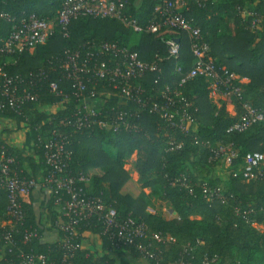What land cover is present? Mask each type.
Returning a JSON list of instances; mask_svg holds the SVG:
<instances>
[{"label":"trees","instance_id":"trees-1","mask_svg":"<svg viewBox=\"0 0 264 264\" xmlns=\"http://www.w3.org/2000/svg\"><path fill=\"white\" fill-rule=\"evenodd\" d=\"M63 1L0 0V67L12 79L9 90L15 96H27L15 107H10L6 96H0V118L11 119L20 129H27L33 142L31 151L6 140H0V147L5 156L13 158L11 172L35 181L28 201L21 199L19 219L7 212L6 194L0 187V264H24L28 258L34 259V264H140L137 260L144 253L139 247L153 252L158 258L156 264H176L179 259L200 264L203 258L213 257L216 262L208 264H264V180L243 179L241 175L247 153H264V121L242 132H227L241 116L243 104L264 109V21L252 28L251 18L240 12L243 8L264 12V0L183 2L182 16L200 29L219 73L234 74L231 84L241 88L240 97L218 99V105L211 101L206 77L197 75L180 84L175 62L166 58L165 40L177 37L182 47L179 63L185 72L192 66L194 57L187 35L178 29L135 33L115 18L83 15L69 23L66 36L54 27L46 42L32 50L2 51L12 29L13 21L9 19L31 13L54 19ZM156 3L130 0L123 15L145 26L155 15ZM105 42L126 46L136 51L142 62L156 66L137 79L142 89L137 93L140 103L127 101L113 89V83L91 71L101 63L117 62L110 52L100 50ZM72 54L78 55L77 66L88 67L79 73L85 85L81 92L70 76L71 68L66 66ZM240 78L247 82L241 83ZM51 84L56 85L55 91ZM166 87L168 92L162 93ZM102 91L111 95L102 97ZM96 98L101 103L93 106L95 114L77 123L81 103L90 104L88 101ZM227 103L233 105V114L226 109ZM55 104L60 108L47 113L46 107ZM154 105L165 107L172 117L164 118L163 111L154 110ZM182 116L191 120L185 131L171 126ZM102 121L110 125L123 122L113 131L100 127ZM55 141H61L69 153L60 175L74 178V187L84 198H98L105 207L113 208L117 222L133 218L143 223L145 236L131 243H117L112 236L117 228L106 231L97 215L78 220L75 235L58 227L56 221L65 222L67 217L55 203L59 199L64 204L69 194L56 191L47 182L54 168L46 163V146ZM218 145H230L237 155L225 179L214 173L221 160L215 153ZM133 155L131 167L140 183L138 188L125 170ZM80 176L84 181H78ZM37 185L50 191L44 205L51 217L49 227L41 223V214L32 204ZM144 188L150 189L148 195L142 191ZM152 198L171 207L176 217L165 219L160 212L147 211ZM52 229L59 239L44 240V233ZM29 233L34 236L28 237ZM84 234L98 235L104 249L119 247L126 257L94 254L82 247L71 249L82 245L87 238ZM166 238L175 241L163 240ZM39 256L44 257L43 263Z\"/></svg>","mask_w":264,"mask_h":264},{"label":"built area","instance_id":"built-area-1","mask_svg":"<svg viewBox=\"0 0 264 264\" xmlns=\"http://www.w3.org/2000/svg\"><path fill=\"white\" fill-rule=\"evenodd\" d=\"M184 0H157L154 7L155 15L145 26L137 23L135 19L126 18L123 13L125 7L130 3V0H64L57 16L54 19H46L37 16L34 13L22 15L18 19H9L13 21L12 29L8 37L4 40L2 51L5 53H13L17 50L27 48L32 50L35 46L46 42L48 37L53 33L54 27H58L62 35H67V26L69 23L77 19L79 16H88L92 18H115L123 23L126 27L130 28L135 33L142 31L154 32L163 28H174L183 31L188 38L189 48L193 55V63L191 68L185 72L183 66L179 63L181 59V41L177 37H171L165 40L167 49L166 58L175 62V72L181 75L180 84L185 83L188 79L197 75H202L209 80L210 93L217 94L222 98L235 95L240 97L241 88L232 86L231 81L236 78L232 73H219L216 68L214 59L210 57V47L203 38L201 31L198 27H194L190 21L186 20L182 14ZM242 15L250 17V26L255 28L264 21V12L258 13L250 8H243ZM178 40V41H177ZM101 51H108L117 59L114 65H106L101 63L97 67L89 68L91 71L100 78L109 80L113 89H116L121 94V97L129 100H136L140 103V98L137 93L141 92L137 79L145 72L156 69L154 64L142 62L139 59L136 51L130 50L126 46H118L116 43H101ZM77 54H72L68 57L66 66L70 67L72 72L71 78L77 85L79 92L85 89L84 83L81 81L79 73L86 71L88 67L85 64L77 66ZM161 59V58H159ZM12 79L7 77L0 67V96L4 95L8 98L10 107L17 106L18 102L26 99V95L15 96L13 90H9V85ZM51 89L55 91L56 85L51 84ZM167 87L165 92L167 93ZM167 94L163 95V97ZM170 99V98H167ZM2 104L0 103V109ZM79 117L76 122L80 123L81 120L86 121L88 116L95 114L96 109L91 104L81 103L79 106ZM156 111H163V116L166 119L172 117L165 107H153ZM264 121V109L257 110L247 104H243V112L239 119L229 126L227 132H242L254 123ZM123 122V121H122ZM121 122V123H122ZM120 122L115 125H110L107 122H99L100 127L111 128L115 131ZM191 120L189 117L182 116L177 124L172 123L175 129L185 131L190 125ZM221 159H227L230 163L237 155L231 150L230 145H218L215 152ZM46 163L54 168L49 175L47 182L54 186L56 191L65 190L69 194V199L64 202L62 209V216L67 217V221L59 222L58 227L65 231L68 235H75V226L80 219L88 218L92 215H97L98 219L103 223L105 230L112 232V236L116 238L117 243H131L134 238L143 237L147 233V229L143 223H140L133 218H127L124 222L116 221V212L111 207H105L98 198L86 199L81 194L80 189L74 187V178L61 176L65 161L69 159V153L63 148L61 141L50 142L46 146ZM13 158L5 156V153L0 147V187H2L6 194V210L12 214L16 219L21 217L20 203L21 199L27 197L30 189L35 186V181L25 180L18 177L14 172H11L10 164ZM241 175L243 179L249 180H264V153L263 152H250L243 158L241 168ZM78 181H84L80 176ZM219 189H217L218 191ZM59 199L56 203H59ZM252 226L257 227L255 223ZM28 237L34 236L29 233ZM156 240L161 241L159 235L153 236ZM9 236H6L8 239ZM163 240L175 241L173 238H166ZM67 242V241H66ZM81 247L76 245L71 249ZM119 248V247H117ZM139 250L144 253L143 259L158 262L157 256L153 252L144 251L141 247ZM38 260L43 263L44 257L39 256ZM216 262L213 257L210 260L203 258L200 264H208L209 262ZM24 264H34V259L28 258ZM176 264H194L191 261H184L179 259Z\"/></svg>","mask_w":264,"mask_h":264},{"label":"crops","instance_id":"crops-1","mask_svg":"<svg viewBox=\"0 0 264 264\" xmlns=\"http://www.w3.org/2000/svg\"><path fill=\"white\" fill-rule=\"evenodd\" d=\"M240 82L241 83H245L247 82L246 78H240ZM100 96H105V95H111L109 92L107 91H102L101 93H99ZM210 98L211 101L214 104L218 105V99H224L222 97H220L217 94H212L210 93ZM99 96V97H100ZM91 106H99L101 103L100 98H96L93 99L91 101H88ZM60 108V104H55V105H49L46 107V112L47 113H55L58 109ZM226 109L233 114V105L231 103H227L226 104ZM0 140H6L8 143L17 146V147H21L23 149H25L26 151H31L32 147H33V142L32 139L30 137V133H28L27 129H20L19 127H17L14 123L13 120L11 119H6V118H0ZM220 164H226L228 167L230 166V163L228 162L227 159H221L219 162ZM131 167V165H130ZM218 166H216L217 168ZM228 167H226L228 169ZM132 168V167H131ZM133 170V169H132ZM134 172V171H133ZM215 175L220 177L223 176L222 178L225 179L227 176V172H223V175H219L217 173V171H214ZM135 176L136 173L134 172ZM40 180V179H39ZM50 191L47 188L42 187L41 185H37L32 192V204L34 206V208L37 210L38 215H40V219H41V223L44 224V226L49 227L50 226V215L47 212V209L45 208V203L46 200L49 198V193ZM144 192L145 194H149L150 189L148 188H144ZM24 201H28L27 197L23 198ZM151 200L156 201L157 199L152 198ZM158 203H163L159 200H157ZM64 203V202H63ZM56 205H58V209H60L62 211L64 204H60V203H55ZM147 211L151 212V213H155L153 212V210L149 207V205L147 206ZM162 216L165 219H171L176 217L175 212H173V210L171 209V207L166 211V213L161 212ZM57 223L60 222V219H58L56 221ZM259 226V225H258ZM261 229L263 228V225H260ZM84 237H87L83 240L81 247L82 248H86L88 249L91 253H110L113 256L115 255V250L120 252L121 257H126L125 253L122 249L119 248H111V249H104L102 247V240L100 239V237L98 235H90L88 236L86 234H84ZM44 240H47L49 242H53L55 240L59 239V236L57 235L56 231H54L53 229L50 232H45L44 236H43ZM128 258V257H127ZM138 263L140 264H151L149 263L146 259H138L137 260Z\"/></svg>","mask_w":264,"mask_h":264},{"label":"rangeland","instance_id":"rangeland-1","mask_svg":"<svg viewBox=\"0 0 264 264\" xmlns=\"http://www.w3.org/2000/svg\"><path fill=\"white\" fill-rule=\"evenodd\" d=\"M182 7H183V5H181ZM233 110V112H234V108L232 109ZM133 159H134V155L128 160V162L126 163V165H125V170H127L128 171V174H129V176L131 177V180H132V183L135 185V187L136 188H138V186L140 185V183L138 182V180H137V176H135V174H134V172H133V170H132V168L130 167V165H131V163H132V161H133ZM217 168H215V170L217 171V173L219 174V175H223L224 173L223 172H227L228 171V169H229V167L226 165V164H220L219 165V163L217 164ZM226 167H228V169L226 168ZM220 177H223V176H220ZM143 192H144V189L142 190ZM145 193V192H144ZM148 205H149V207L153 210V212H164V213H166V211L170 208L167 204H165V203H158L157 202V200L156 201H154V200H150V202L148 203ZM257 228L258 229H261V226L259 225H257ZM115 252V255H116V257H121V255H120V252L119 251H117V250H115L114 251Z\"/></svg>","mask_w":264,"mask_h":264},{"label":"water","instance_id":"water-1","mask_svg":"<svg viewBox=\"0 0 264 264\" xmlns=\"http://www.w3.org/2000/svg\"><path fill=\"white\" fill-rule=\"evenodd\" d=\"M178 41V40H177Z\"/></svg>","mask_w":264,"mask_h":264}]
</instances>
